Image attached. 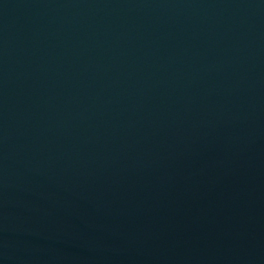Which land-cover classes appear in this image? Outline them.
Here are the masks:
<instances>
[{
    "label": "water",
    "instance_id": "water-1",
    "mask_svg": "<svg viewBox=\"0 0 264 264\" xmlns=\"http://www.w3.org/2000/svg\"><path fill=\"white\" fill-rule=\"evenodd\" d=\"M0 264H264V0H0Z\"/></svg>",
    "mask_w": 264,
    "mask_h": 264
}]
</instances>
